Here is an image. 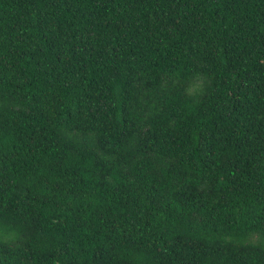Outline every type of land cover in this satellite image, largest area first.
I'll use <instances>...</instances> for the list:
<instances>
[{
	"label": "trees",
	"instance_id": "obj_1",
	"mask_svg": "<svg viewBox=\"0 0 264 264\" xmlns=\"http://www.w3.org/2000/svg\"><path fill=\"white\" fill-rule=\"evenodd\" d=\"M0 264H264V0H0Z\"/></svg>",
	"mask_w": 264,
	"mask_h": 264
}]
</instances>
